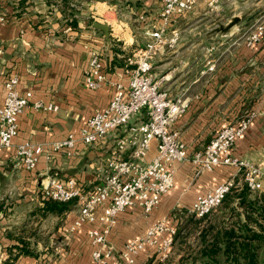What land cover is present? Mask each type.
<instances>
[{
    "label": "crops",
    "instance_id": "crops-1",
    "mask_svg": "<svg viewBox=\"0 0 264 264\" xmlns=\"http://www.w3.org/2000/svg\"><path fill=\"white\" fill-rule=\"evenodd\" d=\"M250 3L251 0H197L193 11L168 24V35L175 31L179 39L174 48L158 51L152 72L172 97L183 95L190 102L187 112L170 127L180 132L190 156L202 150L221 129L255 113L232 153L240 160L261 166L260 193H264V38L253 47L246 46L243 39L256 21L264 22V0ZM103 4L106 8L98 11L104 9L119 30L106 20L88 23L83 9L87 0H0V108L6 95L5 83L13 75L19 77L20 92H32V103L56 107H29L19 117V132L12 146L0 148V264H93V246L87 233L99 228L100 223H86L72 230L78 202L60 210L41 193L55 178H75L84 192L91 191L100 183L108 160L130 157V150L120 152L117 148L119 140L126 136V128L95 145L78 144L72 157L67 156L66 150L47 151L34 170L24 168L17 147L31 142L50 150L51 144L70 134L78 135L96 111L109 106L117 84L128 87L125 57L145 45L147 33L153 29L149 22L158 18L162 3L104 0ZM256 13L258 18L253 19ZM142 17L147 23L140 21ZM234 17L240 18L237 25L227 33L218 32ZM95 22L109 25V38L94 28ZM159 23L162 25V21ZM92 52L100 55L107 77L104 86L94 90L84 83ZM210 64L213 70L209 69ZM143 119L144 115L131 124ZM155 154L153 144L145 162H150ZM174 170V187L150 214L140 208L119 214L108 236L117 253L159 220H166L177 230L174 255L187 243L199 244L200 239L192 232L197 222H193V228L190 226L195 216L191 212L194 200L218 184L241 176L238 168L227 165L197 174L191 161L175 164ZM237 184L231 193L240 185ZM258 197L257 193L249 194L243 204L235 198L228 210L214 211L203 220L234 213L233 217L240 216L243 226L253 217L258 225L262 219L247 208L261 206ZM156 255L148 248L137 256L135 264H156Z\"/></svg>",
    "mask_w": 264,
    "mask_h": 264
},
{
    "label": "built area",
    "instance_id": "built-area-1",
    "mask_svg": "<svg viewBox=\"0 0 264 264\" xmlns=\"http://www.w3.org/2000/svg\"><path fill=\"white\" fill-rule=\"evenodd\" d=\"M160 1L162 25L148 31L145 45L133 49L131 55L125 58L128 87L117 84L109 106L96 111L78 135L70 134L65 140L51 144L50 150H46L48 147L43 144L31 142L17 147V156L24 168L34 170L40 157L47 151L59 153L66 150L67 156L72 157L78 144L92 146L126 128V136L119 140L117 148L120 152L130 150V157L108 160L100 183L91 191L84 192L75 178L64 181L55 178L41 193L44 199L53 202H78L79 212L72 230L86 223H100L99 228H91L87 233L93 246V264H135L137 256L148 248L154 250L156 256H168L177 230L169 226L166 220L155 222L143 236L128 241L118 253L108 236L119 214L127 209L140 208L150 214L159 206L162 197L174 187V165L177 163L191 161L197 174L213 171L221 165L233 166L241 171L249 193L255 194L263 189L261 166L240 160L232 153L236 140L247 132L255 113H248L236 125L221 129L202 150L191 156L180 132L170 128L187 112L190 102L183 95L172 97L161 87V81L156 80L152 72L153 61L158 51L175 47L179 34L173 31L169 36L167 26L172 19L193 11L197 0ZM263 38L264 22L261 21H256L243 36L248 47L260 43ZM213 68L210 64L209 69ZM19 82V77L13 75L5 83L6 95L0 108V148L12 146L19 132V117L29 107L56 110V107L42 102L32 103V92H20ZM106 82L103 61L98 53L92 52L84 83L94 90L103 87ZM142 115L145 116L143 121L131 124ZM153 144L156 154L150 162H145ZM236 185L234 179H229L198 195L191 212L198 219L206 218L223 204Z\"/></svg>",
    "mask_w": 264,
    "mask_h": 264
},
{
    "label": "rangeland",
    "instance_id": "rangeland-1",
    "mask_svg": "<svg viewBox=\"0 0 264 264\" xmlns=\"http://www.w3.org/2000/svg\"><path fill=\"white\" fill-rule=\"evenodd\" d=\"M88 1V5H84L83 9L85 14V17H87V21L88 23L92 24L94 21L96 20H106L108 22H111L113 24V26H115V28L117 30H119V27L116 25L117 23H115V20H111L110 17H106L104 9H100L98 11V8H106L107 5L103 4L104 0L101 1H97V0H87ZM256 0H251L250 5ZM75 2V1H74ZM161 13V12H160ZM255 16H253L254 18H258L257 13L254 14ZM158 19V20H157ZM154 21H150L149 24L151 25V28H154L155 26H158L161 22V15H158V18ZM141 22H145L147 23V19L145 17H142L140 19ZM263 22V20H258ZM150 28V29H151ZM131 52H129V55H131ZM126 56V57H127ZM125 57V58H126ZM236 183L239 182V186L238 188L235 189L234 191V195L236 197V194H239L242 190V188H244V177L241 173V176L238 180H235ZM240 188V189H239ZM251 194V193H249ZM257 194L260 196L263 193L257 192ZM232 198V197H231ZM229 198V200L222 204L221 206H219L215 211L217 210H223L226 211L230 208V204L233 202V200ZM264 203V202H262ZM247 208L249 209L250 213L253 215H257V218L261 217L259 216L258 212H256L253 207L247 205ZM233 212V211H232ZM226 213H222L219 214L217 216H212V219L204 221L203 219L201 220H197V217L194 216V219H191V228H193L194 223L193 222H197V226H195V229H192V232L195 234L196 233V238L200 239L199 244H194L195 241H193V244L187 243V245H183L181 248H179L178 252L174 255L173 252V245L170 248L169 252H168V256L167 257H163V255L158 256V261L156 264H246V261H239L238 263L234 262L231 258H227L226 255H224V250L226 248V245L224 242L219 243L218 245L215 244L214 245V238L215 236L218 234V232H220L221 230H232L235 229V235L236 236H242L244 238H250L248 236H251L252 233L257 232V233H261L262 234V238L260 240H256L254 241L255 247L258 248V256H257V260L255 262V264H264V231H262V229L259 227V225L263 226L264 229V215L261 223H259L258 225H256L255 221L256 218L254 219V217L252 218V222H248L246 228L243 226V222L242 220L238 219L240 216L236 215L235 217H233V214H230V216L225 215ZM233 217V218H232ZM191 218V217H190ZM205 219V218H204ZM199 222V223H198ZM239 224V226H238ZM203 237V238H201ZM202 243V244H201ZM185 244V243H184ZM203 245L205 246L207 251H211L213 250V252L215 251V254H211L213 257L207 258L205 257L201 252L202 247L200 246ZM193 245V247H191ZM199 245V246H198ZM204 248V250H205ZM203 250V251H204ZM182 252V253H180ZM172 254V255H171ZM180 254H183L182 257L180 258Z\"/></svg>",
    "mask_w": 264,
    "mask_h": 264
},
{
    "label": "trees",
    "instance_id": "trees-1",
    "mask_svg": "<svg viewBox=\"0 0 264 264\" xmlns=\"http://www.w3.org/2000/svg\"><path fill=\"white\" fill-rule=\"evenodd\" d=\"M248 195H249V191H248L247 187L245 186L239 194H236V197L234 195V192L228 194L226 196V198L224 199L223 204L226 203L229 200V198H231V197H232L231 198L232 200H234L235 198L241 199V201H242L241 204H243V202L247 199ZM257 200L264 202V193L262 195H260ZM55 203L60 208V210H62L63 208L64 209L68 208L74 202L72 201L69 203H58V202H55ZM253 209L256 212H259L258 213L259 216H261L263 218L264 203H262V205L259 207H256V206L253 207ZM247 219H250V218H247ZM244 227H245V229H247L246 226H244ZM259 227L262 229V231H264L262 225L261 226L259 225ZM248 237H250V238H244L242 236H236L235 235V229L221 230L215 236L213 243H214V245L215 244L218 245L221 242L225 243L226 248L224 250V255H226L228 259L231 258L236 263H238L239 261H246L245 262L246 264H255V262L257 260V256L259 253H258V248L255 247L254 241L260 240L262 238V234L254 232V233H252L251 236H248ZM202 254L205 257L210 258V257H213L211 254H215V251L214 252H213V250L207 251L205 248V250L202 252Z\"/></svg>",
    "mask_w": 264,
    "mask_h": 264
},
{
    "label": "water",
    "instance_id": "water-1",
    "mask_svg": "<svg viewBox=\"0 0 264 264\" xmlns=\"http://www.w3.org/2000/svg\"><path fill=\"white\" fill-rule=\"evenodd\" d=\"M239 21H240V18L239 17H234L231 20V22L226 27L221 26L218 29V32L227 33L232 27H234L235 25H237L239 23ZM94 28L102 31L106 35V37H108V38L110 37V27H109V25L102 24V23H99V22H95L94 23ZM210 140H208L206 142V145L210 142Z\"/></svg>",
    "mask_w": 264,
    "mask_h": 264
}]
</instances>
